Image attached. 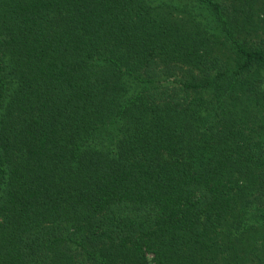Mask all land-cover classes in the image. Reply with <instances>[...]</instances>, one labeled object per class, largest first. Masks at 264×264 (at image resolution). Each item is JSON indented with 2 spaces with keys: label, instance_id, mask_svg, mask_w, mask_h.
<instances>
[{
  "label": "trees",
  "instance_id": "obj_1",
  "mask_svg": "<svg viewBox=\"0 0 264 264\" xmlns=\"http://www.w3.org/2000/svg\"><path fill=\"white\" fill-rule=\"evenodd\" d=\"M0 264H264V0H0Z\"/></svg>",
  "mask_w": 264,
  "mask_h": 264
}]
</instances>
